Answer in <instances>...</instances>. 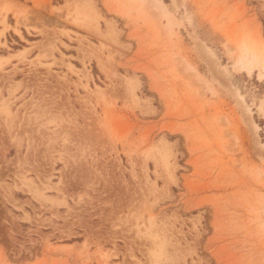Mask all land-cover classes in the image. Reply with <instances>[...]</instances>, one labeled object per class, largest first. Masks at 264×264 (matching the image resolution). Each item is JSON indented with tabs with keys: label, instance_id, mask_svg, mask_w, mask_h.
<instances>
[{
	"label": "rangeland",
	"instance_id": "1",
	"mask_svg": "<svg viewBox=\"0 0 264 264\" xmlns=\"http://www.w3.org/2000/svg\"><path fill=\"white\" fill-rule=\"evenodd\" d=\"M0 264H264V0H0Z\"/></svg>",
	"mask_w": 264,
	"mask_h": 264
}]
</instances>
